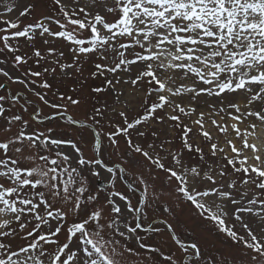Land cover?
<instances>
[{
    "label": "snow or ice",
    "instance_id": "obj_1",
    "mask_svg": "<svg viewBox=\"0 0 264 264\" xmlns=\"http://www.w3.org/2000/svg\"><path fill=\"white\" fill-rule=\"evenodd\" d=\"M3 7L0 264H264V0Z\"/></svg>",
    "mask_w": 264,
    "mask_h": 264
},
{
    "label": "rangeland",
    "instance_id": "obj_2",
    "mask_svg": "<svg viewBox=\"0 0 264 264\" xmlns=\"http://www.w3.org/2000/svg\"><path fill=\"white\" fill-rule=\"evenodd\" d=\"M16 2H20V0H16ZM4 3H5V0H0V11H3L4 10ZM22 22L24 24H27V23H30L32 22V18L31 17H28L26 19H23ZM37 47H41L42 49L45 47L44 45H42L40 42H37ZM26 51H29L30 52V49H25ZM85 71H84V75L85 76H88L90 71L93 70L91 65L90 64H85ZM33 68L34 70H40L39 68H36L35 65H33ZM88 83L90 85H97V84H100L101 81L100 80H96V81H92V80H89ZM73 86V82L72 81H65L63 85H61V90L62 91H67L68 88H71ZM190 123V121H187ZM236 264H240V261L239 259H237V262Z\"/></svg>",
    "mask_w": 264,
    "mask_h": 264
}]
</instances>
